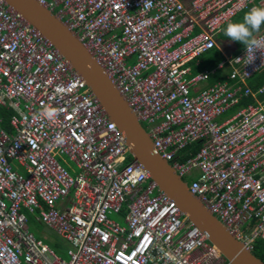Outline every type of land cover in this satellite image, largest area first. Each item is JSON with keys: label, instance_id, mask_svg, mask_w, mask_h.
<instances>
[{"label": "built area", "instance_id": "built-area-1", "mask_svg": "<svg viewBox=\"0 0 264 264\" xmlns=\"http://www.w3.org/2000/svg\"><path fill=\"white\" fill-rule=\"evenodd\" d=\"M37 1L105 70L160 156L181 178L192 176L189 191L252 251L264 240V84L254 90L248 80L264 57L257 51L253 63H238L244 47L195 74L191 63L215 47L225 24L264 0H150L147 9L144 0ZM225 67L226 80L191 93ZM241 96L256 101L221 120ZM44 107L58 116L43 118ZM0 108L9 112L7 126L0 116V264H230L129 160L124 133L85 80L5 0ZM27 215L59 235L67 258L29 232Z\"/></svg>", "mask_w": 264, "mask_h": 264}, {"label": "water", "instance_id": "water-1", "mask_svg": "<svg viewBox=\"0 0 264 264\" xmlns=\"http://www.w3.org/2000/svg\"><path fill=\"white\" fill-rule=\"evenodd\" d=\"M35 27L85 80L109 119L124 133L130 154L139 161L158 188L173 199L187 219L203 230L230 264H264L242 242L235 239L188 189L171 165L156 151L145 128L112 84L105 70L69 28L37 0H5Z\"/></svg>", "mask_w": 264, "mask_h": 264}, {"label": "clouds", "instance_id": "clouds-1", "mask_svg": "<svg viewBox=\"0 0 264 264\" xmlns=\"http://www.w3.org/2000/svg\"><path fill=\"white\" fill-rule=\"evenodd\" d=\"M144 7L145 9L151 7L150 0H144ZM262 26H264V6L258 5L250 8L243 15L242 20L228 22L221 29L225 37L240 42L245 47L246 55L243 58H235V61L251 64L256 59L257 51L264 57V35H257ZM41 116L48 120H54L58 116V111L52 107H44ZM55 139L58 144L63 142L61 134H58Z\"/></svg>", "mask_w": 264, "mask_h": 264}, {"label": "trees", "instance_id": "trees-1", "mask_svg": "<svg viewBox=\"0 0 264 264\" xmlns=\"http://www.w3.org/2000/svg\"><path fill=\"white\" fill-rule=\"evenodd\" d=\"M247 11L248 10H246V11L244 10V11L240 12L239 14H237L231 20V22H236V21L242 20L243 15ZM263 28H264V26L261 27V30ZM217 41H218L219 44L222 41H225L226 43L230 44L232 49H230L231 50V52H230L231 54H229V55L236 54L244 46L240 42L232 41L228 37H225L223 35V33H222V30H221V32L218 35ZM219 44L215 45V47H213L210 50H208L207 52L203 53L201 56H199L197 58V60H195V61H198L199 63L196 66L195 65L192 66L191 74L198 73V72H200V71H202L204 69H211V68L215 67L221 60L224 59V54L222 53V47H224V46L221 47ZM195 61H193V62H195ZM193 62L191 64H193ZM222 71L223 70H217L213 75H211L210 82L213 83L216 80L223 79L224 76L222 75ZM250 80L251 81H250L249 85L251 87H256V86L259 87V86L263 85L264 84V69L261 70L260 72H258ZM261 98H264V95L263 96L261 95ZM251 100L252 99L250 97L247 98V97L241 96L237 107L238 106L243 107L246 104H248L249 102H251ZM0 116L3 117V126H7L9 112H7L6 110L0 108ZM200 146H201L200 142H196V143L190 145L189 147H187L185 150H183V153L186 154V157L194 156L198 152ZM130 159H132V157H129V160ZM184 180H185V178H184ZM252 253L255 256L259 257L264 262V240L263 239L255 240V242L253 244V248H252Z\"/></svg>", "mask_w": 264, "mask_h": 264}, {"label": "rangeland", "instance_id": "rangeland-1", "mask_svg": "<svg viewBox=\"0 0 264 264\" xmlns=\"http://www.w3.org/2000/svg\"><path fill=\"white\" fill-rule=\"evenodd\" d=\"M191 76L193 75H189L186 77L190 78ZM209 82H210V79L197 83V85L191 88V93L193 95L199 93L201 90L205 89L208 86L207 84ZM235 112H236L235 108L228 109L221 117V120H225L229 118ZM62 159H64L65 161H68V159L65 156L62 157ZM10 164L15 170L16 163L14 161H10ZM191 179H192L191 175L185 177V181L188 184L191 181ZM27 217H28L27 225H28L29 232L32 233L35 237L43 240L46 244H48L60 257L67 258L65 250H64L65 249L64 241L59 237V235H57L55 231H53L51 228L47 227L46 225L39 224L38 222H36L31 215H27ZM110 217L113 219H117V216L114 214L110 215Z\"/></svg>", "mask_w": 264, "mask_h": 264}, {"label": "crops", "instance_id": "crops-1", "mask_svg": "<svg viewBox=\"0 0 264 264\" xmlns=\"http://www.w3.org/2000/svg\"><path fill=\"white\" fill-rule=\"evenodd\" d=\"M184 2H188V0H183ZM244 11V10H243ZM242 12V11H241ZM240 13V12H239ZM238 13V14H239ZM226 25V24H225ZM219 35V34H218ZM218 35H217V39H218ZM219 43H218V41L216 40V45H218ZM221 47L222 46H224V47H222V53L224 54V58H225V56L226 55H229V54H231L230 52H231V50L230 49H232V47L230 46V44L229 43H226L225 41H222L220 44H219ZM243 48H244V46H243ZM243 48L241 49V50H243ZM240 50V51H241ZM239 51V52H240ZM238 53V52H237ZM201 56V55H200ZM198 58V57H197ZM197 60V59H196ZM195 62H198V61H195ZM199 63V62H198ZM197 65V64H196ZM195 65V66H196ZM192 66H193V64H192ZM223 71H222V75L224 76V78L223 79H219V80H216V81H222V80H226L227 79V74H228V71L230 70L228 67H225L224 69H222ZM209 79H211V76L207 79V80H209ZM215 81V82H216ZM250 81L251 80H248V84L250 83ZM214 83V82H213ZM210 84H212L211 82H209L207 85H210ZM258 86H256V87H251L252 89H256ZM264 95V94H263ZM262 95V96H263ZM249 98V97H248ZM252 100H251V102H255L256 101V99L255 98H253V97H250ZM257 100H264V98H261V96H259V98L257 97ZM235 109H236V111L238 110V109H240L241 107L240 106H235L234 107Z\"/></svg>", "mask_w": 264, "mask_h": 264}]
</instances>
